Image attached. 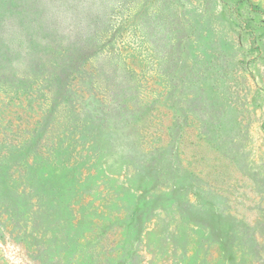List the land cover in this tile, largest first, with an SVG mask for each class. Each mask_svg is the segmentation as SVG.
<instances>
[{"label": "rangeland", "instance_id": "rangeland-1", "mask_svg": "<svg viewBox=\"0 0 264 264\" xmlns=\"http://www.w3.org/2000/svg\"><path fill=\"white\" fill-rule=\"evenodd\" d=\"M0 264H264V0H0Z\"/></svg>", "mask_w": 264, "mask_h": 264}]
</instances>
